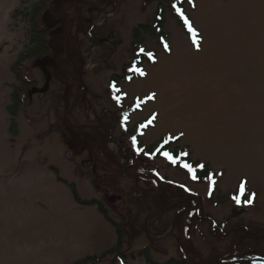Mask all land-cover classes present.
Here are the masks:
<instances>
[{"label": "rangeland", "instance_id": "rangeland-1", "mask_svg": "<svg viewBox=\"0 0 264 264\" xmlns=\"http://www.w3.org/2000/svg\"><path fill=\"white\" fill-rule=\"evenodd\" d=\"M176 1L114 0L111 10H91L85 32L93 33H80L85 97L76 114L98 120L106 111L118 112L109 91L111 76L122 73L135 55V25L151 22L161 5L166 38L141 35L146 52L154 55L143 62L146 76L119 84L124 108L133 111L128 127L136 133L149 123L138 139L146 147L179 137L172 149L209 165V178L196 182V168L175 166L178 160L164 153L137 168H116L127 172L118 179L123 198L106 201L105 193H114L106 176L112 174L105 168L93 171L89 151L66 126L65 108L75 88L68 90L50 63L41 67V59L52 53L28 60L34 84L18 116L10 114L13 96L23 89L13 67L33 45L28 14L41 0H0V264H123L120 257L125 264H149L145 250L155 263H165L181 259L184 241L190 243V257L203 262L263 259L264 264V0L183 2L181 15L198 47L179 23ZM68 4L57 0L55 7ZM55 20L47 10L41 13L52 45L61 30ZM141 101V110H135ZM118 116L116 123L108 116L115 139L108 140L106 153L124 166ZM138 168L158 187L136 183ZM153 175L164 178L163 185ZM96 177L104 183L101 191ZM71 183L81 198L104 200L121 227V248L116 228L96 206L78 204ZM177 185L197 196L195 209L203 214L188 223L189 238L177 234L176 224L190 211L180 207L193 197L177 207L162 204L161 197L182 194Z\"/></svg>", "mask_w": 264, "mask_h": 264}, {"label": "trees", "instance_id": "trees-1", "mask_svg": "<svg viewBox=\"0 0 264 264\" xmlns=\"http://www.w3.org/2000/svg\"><path fill=\"white\" fill-rule=\"evenodd\" d=\"M114 0H69V4L65 7H61L57 9L55 4L57 0H41V2L35 6V8L29 12V21L31 23L32 29V37L31 43L33 44L27 53L22 54V57L19 61L14 65L13 71L15 72V76L17 80L22 84L23 89L18 88L17 91L19 95L13 96V105L9 107V112L13 118L18 116V112L20 107L24 106L26 91L28 88L32 87L34 84L33 80L29 78V61L32 60L33 57H41L42 54L46 51L52 53V57L59 59L63 62L62 66L60 64L54 65L55 75L57 77L62 78L68 85V90L70 85L75 88L76 94L72 98V103L67 104L65 109L73 108L68 113V122L65 118L67 129L70 131L73 139L79 144L82 149H87L90 154L91 161L94 163V172L98 173V168L107 169V172H110L112 175H106L108 177V188H111L114 192L113 195H108L105 193L106 201H110V198H123V191L118 187V180L122 175L119 171H116L115 168L125 169L126 167H139L141 164H145V162L151 161L149 157L157 158L164 153H167L172 159H177L178 163L175 166H185L188 165L191 168H196L193 171V178L196 182L205 181L209 178L211 168L207 164H199L198 160H193V158L189 155H185L184 157H180L179 149L176 147L172 149L171 145H174L179 141L175 139L173 141H168L164 143L160 148H152L142 146L141 143L138 145H134L136 147L134 149L131 141L132 133L130 129L127 128L125 122L122 120V116L128 115L130 112L123 111L124 104L122 105V97H120V92L116 90L118 88L120 82L128 81L134 78H138L142 74L139 69L143 62H150L151 56L146 52L145 47L142 44L141 35L143 32H152L157 35V37L166 38V34L163 31V21H164V8L159 5L158 11L155 15V18L146 24H137L133 30V51L135 55L133 59L124 65L122 73H114L111 77V87L110 92L114 96V100L118 99L119 107L118 112H110L106 111L105 115L101 116L98 120H90L89 116L78 115L76 114V109L82 102L85 97V83L83 81L84 77V65H85V56L83 54V41L80 39V33L85 32V17H90L91 10H111L114 7ZM176 1V0H175ZM188 0H177L175 5L177 7H183V2ZM47 10L52 13V16L56 19L55 21L60 22L61 30L55 32V35L58 37V42L55 45H52L51 38L48 37L49 28L44 26L41 22V13ZM26 15V14H25ZM175 16V14H174ZM179 23L184 28L185 32L189 34V31L186 29V26L178 17ZM88 34L92 35V30L86 31ZM85 32V33H86ZM61 34V35H60ZM34 60V59H33ZM80 78V83L75 77ZM17 93V92H16ZM68 99V98H67ZM116 114H119L117 121L121 125V136L120 140L122 144H120V154L122 158L125 159V163L122 164L124 166L119 165L118 160L113 157H108L107 151V143L108 138L109 141L113 138V123L109 121L108 116L111 115L113 122L116 123ZM107 117V118H106ZM11 132L16 134V121L13 119L11 125ZM135 136H138L137 134ZM127 138V140H126ZM115 139V138H113ZM117 139V138H116ZM129 144H126V141ZM93 146V149H92ZM157 149V150H156ZM183 150V149H182ZM150 155V156H149ZM147 164V163H146ZM96 168V169H95ZM137 171V172H136ZM134 172L138 173V170ZM131 172V171H130ZM149 173V172H146ZM144 173V174H146ZM142 174V173H140ZM97 175V174H96ZM137 183L138 181H144L146 183H151L153 187H158V184L151 180L150 182L148 178L137 177L133 178ZM60 181L66 183L62 179ZM103 184L101 182V178L96 177L94 180L95 188L98 190H102ZM171 185V184H170ZM72 194L74 196L75 201L82 206H96L99 212L106 218L108 222H110L117 231L119 242L117 248H121L122 246V230L119 224H116L111 217L108 215V209L105 205L104 200H96L90 199L86 200L79 196L76 186L74 183L69 185ZM181 190L182 194L179 193L172 199L166 200L164 197H161L162 204L166 203L171 206L177 207L182 199L188 196L191 191L187 189L183 185H177ZM150 191H148L149 193ZM117 194V195H116ZM117 196V197H116ZM119 196V197H118ZM196 198L188 199L181 207L180 210L189 208L188 211L182 218V221H179L176 224V232L180 236H188V223L194 219L195 216L202 217L203 214L200 215V210L195 209L197 203ZM165 203V204H164ZM162 209V208H161ZM187 223V224H186ZM220 228H222L220 226ZM223 230V229H222ZM115 249H111L112 252ZM147 250L143 251V255L146 256V261L149 264H192L186 257L185 253L181 255V259L177 260L175 258H171L165 263H155L152 259L146 254ZM194 255H196L194 253ZM197 256V255H196ZM94 257V256H93ZM98 259V257L96 256ZM220 258V257H219ZM195 260H199V257H195ZM87 260V259H86ZM120 261L125 264V260L123 257H120ZM201 261V260H199Z\"/></svg>", "mask_w": 264, "mask_h": 264}, {"label": "water", "instance_id": "water-1", "mask_svg": "<svg viewBox=\"0 0 264 264\" xmlns=\"http://www.w3.org/2000/svg\"><path fill=\"white\" fill-rule=\"evenodd\" d=\"M50 63V64H58V63H60V61L59 60H57V59H53V58H51V57H49V56H46V57H44L43 59H41V67H42V69H44L45 70V68H44V64L45 63ZM70 111V109H68L67 111H66V116H67V113ZM159 180V183L162 185V180L159 178L158 179ZM161 193H158V195H160ZM166 210H170V209H166ZM184 240H185V238H184ZM189 242H186L185 243V245H184V249H185V252L187 253V258H188V260L191 262V263H193V264H253V261H250V260H239V261H231V262H228V261H225V260H223V261H221V260H219V261H214V262H201V261H195L192 257H190V255H189ZM256 260H259V261H263L262 259H256ZM263 264V263H262Z\"/></svg>", "mask_w": 264, "mask_h": 264}, {"label": "snow or ice", "instance_id": "snow-or-ice-1", "mask_svg": "<svg viewBox=\"0 0 264 264\" xmlns=\"http://www.w3.org/2000/svg\"><path fill=\"white\" fill-rule=\"evenodd\" d=\"M165 155L166 156H168V154L167 153H165ZM169 158H171V157H169ZM185 167H189L188 165H185ZM189 170H191L190 168H189Z\"/></svg>", "mask_w": 264, "mask_h": 264}]
</instances>
